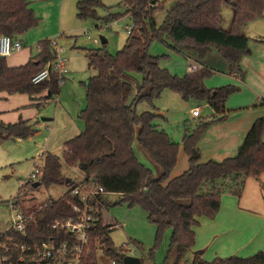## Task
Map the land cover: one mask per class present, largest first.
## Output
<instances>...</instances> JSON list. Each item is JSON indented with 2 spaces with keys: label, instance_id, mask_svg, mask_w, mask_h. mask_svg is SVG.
<instances>
[{
  "label": "trees",
  "instance_id": "obj_1",
  "mask_svg": "<svg viewBox=\"0 0 264 264\" xmlns=\"http://www.w3.org/2000/svg\"><path fill=\"white\" fill-rule=\"evenodd\" d=\"M29 5V0H0V37L18 39L38 26L39 19ZM101 5L99 0H78L77 17L93 16ZM119 5L132 21L123 48L115 56L102 50L85 53L88 68L96 74L87 81V105L79 115L85 124L84 130L63 143L61 156L43 153L41 176L35 181L40 186L33 189V183L22 184L13 200L20 206L28 193L40 187L71 188L79 180L68 176L64 170L78 171L85 181L91 180L105 192L119 196L114 205L126 202L130 207L139 206L147 214V220L157 228L158 235L171 229L168 253L174 254L173 264H179L194 246L193 228L198 225V218L213 219L223 194L240 197L248 178L258 179L264 174V118L255 120L236 155L220 162L199 161L195 145L201 131L185 135L182 148L189 167L181 175L169 179L176 165L179 145L153 124V113L137 114L135 106L141 102L152 103L164 90H169L185 101L205 102L220 121L225 118L226 100L238 88L232 85L206 88L203 82L211 73L205 70L183 77L172 75L159 67L158 58L150 56L148 48L162 35L170 38L173 50L180 53L195 51L200 58L210 48H215L233 74L238 69L240 57L247 52L249 42L241 30L249 22L264 17V0H119ZM223 5L232 8L228 30L222 28L220 12ZM162 12L165 15L157 27L156 15ZM38 50L37 62L29 61L18 67L7 66L5 58L0 57V92L32 98L47 91L46 99L59 93L55 80L36 85L31 82L32 76L54 55L49 41L41 42ZM132 72L142 75V82L135 92L130 81ZM36 132L28 121L0 123V142L25 140ZM134 144L149 157L157 171L156 176L137 158ZM66 179H70L68 184ZM68 199L67 194H61L56 199L49 197L39 205L28 206L31 211L37 206L42 209L34 212L37 226L28 228L23 242L32 244L51 239L54 236L50 228L52 222L71 215L66 204ZM109 206L106 201V209ZM111 227L100 221L92 232L90 264H95L96 245L104 249L105 256L121 264L120 254L111 242ZM5 235L10 236L11 232L0 234V237ZM158 243L160 240H156L155 245ZM148 255L152 258L151 251ZM140 261L143 264L141 258ZM191 264H264V252L249 258H215L212 261L194 255Z\"/></svg>",
  "mask_w": 264,
  "mask_h": 264
},
{
  "label": "rangeland",
  "instance_id": "obj_2",
  "mask_svg": "<svg viewBox=\"0 0 264 264\" xmlns=\"http://www.w3.org/2000/svg\"><path fill=\"white\" fill-rule=\"evenodd\" d=\"M30 1L35 17L39 19L38 26L18 38L23 49L12 55L10 59L18 61L28 55L32 59L38 56L37 48L41 42L56 41L59 56L67 60L70 73L65 83L59 86L58 102L51 101L38 109L39 116H36V120L30 123L37 131L32 137L25 140L10 139L0 142V233L9 229L11 214L8 207L9 201L15 196L18 188L26 183L37 158L44 152L55 153L57 156L62 155V140L57 150L47 148L54 126L57 125V132H59L65 123L63 117L68 114L73 122L75 120L77 124L75 126L79 128V132L84 130L85 124L79 119V115L87 105L85 96L87 81L96 74L95 70L87 66L86 51L102 50L110 56H115L127 40L126 27L132 26L131 18L129 15H124V9L119 5V0H99L102 5L95 9V14L84 19L77 17L75 7L77 0H64L62 7L59 0ZM220 13L222 27H227L232 17L231 6L223 5ZM164 15V12L156 15L157 27L161 25ZM101 39L106 41L105 44L101 43ZM171 45L170 38L162 35L152 41L148 54L158 58L160 68L166 69L172 75L183 77L188 72L187 65H190L192 61H187L188 51L177 52L171 48ZM130 81L135 92L142 82V75L132 72ZM132 96L129 102L132 101ZM194 107L200 109L199 121L203 125L190 117V110ZM20 109L27 112L26 108ZM29 109L36 110L37 108ZM135 112L137 114L153 113L155 115L153 124L163 130L172 141L179 145V148L183 147L182 140L185 135H194L201 131L195 148L198 150L203 144L209 151H214L217 146H223L224 140H221L217 133L221 131L222 126L223 130L227 129L228 118L234 114H226L227 117L218 121L205 102L193 99L185 101L169 90H164L160 98L152 103H138L135 106ZM42 119H49L50 122L44 123ZM133 150L140 162L151 169L156 176L157 171L149 157L140 150L137 144L133 145ZM183 153L184 159L179 158L173 170H179L181 164L185 163L187 155ZM236 153L237 151L233 155ZM64 172L76 180L82 177L78 171L64 170ZM171 178L173 177L169 179ZM62 193L63 188L40 187L24 197L23 206L39 205L49 197L58 198ZM261 193L264 195V181L261 184ZM119 199L117 195L107 196V203L110 206L102 213L104 223L114 224L115 222L117 224V227L112 228L110 238L118 253L128 255L126 250L132 249L135 252L134 257L141 258L143 264H173L174 254L168 253L171 229L158 235L157 228L147 220V214L139 206L130 207L126 202L114 205ZM156 240H160L157 246L155 245ZM123 245L127 246L126 249ZM150 251L153 259L148 255ZM191 260L192 252H187L179 264H191ZM100 262L105 263L101 257Z\"/></svg>",
  "mask_w": 264,
  "mask_h": 264
},
{
  "label": "crops",
  "instance_id": "obj_3",
  "mask_svg": "<svg viewBox=\"0 0 264 264\" xmlns=\"http://www.w3.org/2000/svg\"><path fill=\"white\" fill-rule=\"evenodd\" d=\"M59 1L62 7L64 0ZM29 3L31 5L30 0ZM230 23L227 27L222 28L228 30ZM241 34L248 38L249 42L247 52L240 57L238 69H235L233 74L230 72L228 63L215 48H210L202 59L198 58L195 51H188L186 55L187 61H192L190 65L195 64L200 68L199 71L205 70L211 73L210 77L203 82L206 88L216 89L228 85L238 88L237 92L232 94L224 104V116L234 114L228 118L227 129L223 130L222 126L221 131L217 133V136L224 140L223 146H217L214 151H209L207 146L202 144L197 150L201 163L220 162L226 158L234 157L233 154L244 141L255 120L264 118V17L249 22L242 28ZM10 57L5 58L9 67H18L29 61L34 63L38 61V56L31 59L28 55L18 61L11 60ZM187 74L190 73L187 72ZM59 93L46 99L47 91L32 98L25 94L8 95L0 92V123L14 124L19 120L30 123L35 121L36 116H39L38 109L51 101L58 102ZM33 107L37 109H29ZM20 108H26L27 112ZM195 108L198 107L192 108L190 112ZM190 117L192 118V116ZM63 118L65 123L61 130L57 132V125L53 128L51 141L47 144V148L50 150H57L60 140L64 143L80 133L71 116L67 114ZM192 119L196 121L198 118ZM42 121L50 122L49 119H42ZM222 134L224 135L222 136ZM262 140L264 141V130ZM181 148L180 146L177 160L183 158V149ZM44 153L56 155L51 152ZM185 159V163L181 164L179 170H172L170 175L173 178L188 169V157L186 156ZM263 175L258 179L248 178L240 197L228 193L223 194L219 211L213 219L198 218V225L193 228L195 243L189 251L192 252V257L199 255L205 261H212L215 258L237 256L249 258L259 252H264V195L261 193ZM113 223L115 224V222Z\"/></svg>",
  "mask_w": 264,
  "mask_h": 264
},
{
  "label": "built area",
  "instance_id": "obj_4",
  "mask_svg": "<svg viewBox=\"0 0 264 264\" xmlns=\"http://www.w3.org/2000/svg\"><path fill=\"white\" fill-rule=\"evenodd\" d=\"M131 29L132 26L126 27L127 35L130 34ZM50 44L54 49L53 58L41 71L32 76L31 82L35 85L55 80L58 86H61L69 74L67 60L59 56L56 41H51ZM22 49V43L18 39L9 36L0 37L1 58H8ZM37 51L39 52L38 48ZM199 69L195 64L187 67L190 74L199 71ZM191 116L199 118L200 109L192 110ZM42 167L41 154L34 162V168L26 183H34L41 176ZM62 194H67L70 197L66 204L71 215L55 219L50 225L54 236L41 243L28 244L23 242V239L27 238L28 228H36L37 221L34 212L41 211L42 208L37 206L31 211L28 206L24 207L23 203L20 206L16 205L13 198L9 201L8 207L11 214L7 231L11 232V235L0 237V264H90V256L93 252L90 236L98 222H103L102 213L106 209L107 196L112 194L105 192L103 187L95 182L85 181L83 178L79 179L73 187L63 189ZM111 226L110 230H113L112 228L117 227V224H111ZM95 244H97L96 240ZM126 247L123 245V248L126 249ZM126 251L128 255H122L123 257H134V250ZM100 257L105 263L100 262ZM119 260L122 264L120 258ZM95 264L119 263L105 256L104 249L96 245Z\"/></svg>",
  "mask_w": 264,
  "mask_h": 264
},
{
  "label": "water",
  "instance_id": "obj_5",
  "mask_svg": "<svg viewBox=\"0 0 264 264\" xmlns=\"http://www.w3.org/2000/svg\"><path fill=\"white\" fill-rule=\"evenodd\" d=\"M105 42L106 41L104 39H101V43L102 44H105ZM69 182H70V179H66L65 183L68 184ZM39 186H40V183L39 182H34L32 184V188L33 189H36ZM119 258L121 259L122 264H141L140 259L139 258H136V257H123L122 255H120Z\"/></svg>",
  "mask_w": 264,
  "mask_h": 264
}]
</instances>
